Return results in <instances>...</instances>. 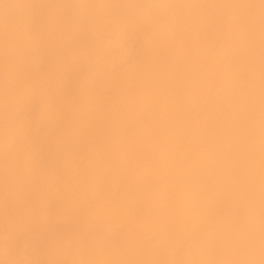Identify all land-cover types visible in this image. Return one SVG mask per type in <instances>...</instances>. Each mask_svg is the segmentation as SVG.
<instances>
[{
  "label": "snow or ice",
  "instance_id": "obj_1",
  "mask_svg": "<svg viewBox=\"0 0 264 264\" xmlns=\"http://www.w3.org/2000/svg\"><path fill=\"white\" fill-rule=\"evenodd\" d=\"M0 264H264V0H0Z\"/></svg>",
  "mask_w": 264,
  "mask_h": 264
}]
</instances>
